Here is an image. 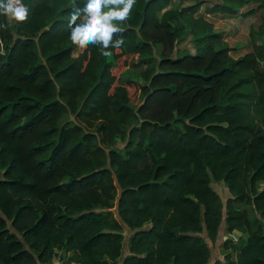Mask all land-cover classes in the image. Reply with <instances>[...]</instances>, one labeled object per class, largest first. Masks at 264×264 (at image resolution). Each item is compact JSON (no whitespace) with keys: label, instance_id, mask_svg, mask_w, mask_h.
Segmentation results:
<instances>
[{"label":"trees","instance_id":"trees-1","mask_svg":"<svg viewBox=\"0 0 264 264\" xmlns=\"http://www.w3.org/2000/svg\"><path fill=\"white\" fill-rule=\"evenodd\" d=\"M22 2L0 15V264H211L223 223L247 238L214 264H264V0H136L107 57L72 44L74 0Z\"/></svg>","mask_w":264,"mask_h":264},{"label":"clouds","instance_id":"clouds-1","mask_svg":"<svg viewBox=\"0 0 264 264\" xmlns=\"http://www.w3.org/2000/svg\"><path fill=\"white\" fill-rule=\"evenodd\" d=\"M135 4L136 0H86L83 7H75L74 0V11L68 21L72 44L78 49L99 45L101 55H112L109 49H119L123 45V39L115 37L122 34L120 25L131 18ZM0 15L26 23L30 9L22 0H0ZM7 27L0 23V30L6 31ZM3 47L4 42L0 39V53Z\"/></svg>","mask_w":264,"mask_h":264},{"label":"rangeland","instance_id":"rangeland-1","mask_svg":"<svg viewBox=\"0 0 264 264\" xmlns=\"http://www.w3.org/2000/svg\"><path fill=\"white\" fill-rule=\"evenodd\" d=\"M179 1L180 0H173L171 7H176L177 5H179ZM189 5H191V3L185 2L183 6L186 7ZM7 19L12 24L16 23V21L14 19H12L11 17H7ZM263 21H264V9L262 11H260L258 15L255 16V19L253 21H250V22L254 25L255 30L258 31V29L261 26V24L263 23ZM246 33L248 34L247 31H246ZM257 39L260 42H264V35L262 37L257 36ZM192 40H193L192 37L186 38L185 40L178 43V48L180 50H190L192 53H194L195 49H194V44L192 43ZM146 68L147 67L144 66V67H141L138 69L128 70V71H126L123 79L124 80L125 79H134V80H137L139 82H143L142 78H141V74ZM72 119H74V116L72 117ZM211 186L221 196L224 203H226L228 201V199L231 198L230 192H229L228 188L226 187V185L224 184V182L213 181L211 183ZM263 187H264V184H261L260 188L262 189ZM202 236L204 238H206V240H209L206 232H204L202 234ZM245 236L247 238V235H245ZM224 237L230 238V239L234 240V242H238L239 238H243V237H239V236L234 237L233 234L226 235L224 232L223 236L221 238L218 237V239L215 243H212L211 241H209V246L211 248L212 256L215 258V257L220 255V252H221V255H223L225 252H227L231 258H235V255L231 251H225L223 249V244L227 240ZM126 240H128V239H126ZM221 259H222V261H224V257Z\"/></svg>","mask_w":264,"mask_h":264},{"label":"crops","instance_id":"crops-1","mask_svg":"<svg viewBox=\"0 0 264 264\" xmlns=\"http://www.w3.org/2000/svg\"><path fill=\"white\" fill-rule=\"evenodd\" d=\"M225 230V229H224ZM225 231H222L220 234H219V238H221L223 236ZM233 236H239V237H243L244 239H246V236L245 234H241L239 232H234L233 233ZM129 237H130V234L127 235V239L129 241ZM225 238V237H224ZM206 239V238H205ZM208 242V240H207ZM128 252V255L130 254V248H129V245H128V251H127V248L124 247V254H123V257H126L125 255L127 254ZM228 254L227 252H225L223 255H221V252H220V255L217 256V257H211V262H216L218 260H221V258L225 257V255ZM71 254L70 253H65V252H60L59 255L53 260V263L52 264H67V262L69 261V258H70ZM236 258V257H235Z\"/></svg>","mask_w":264,"mask_h":264},{"label":"water","instance_id":"water-1","mask_svg":"<svg viewBox=\"0 0 264 264\" xmlns=\"http://www.w3.org/2000/svg\"><path fill=\"white\" fill-rule=\"evenodd\" d=\"M118 218H119V220H120L121 222H123L119 214H118ZM224 229H225V223L222 224L221 229H220V233H221L222 231H224ZM220 233H219V234H220ZM225 239H227V238L225 237ZM209 241H210V240H208V243H209ZM128 245H129V241L126 240V242H125V247L127 248V251H128ZM125 256H128V252H127V254H126ZM214 263H215V262H211V264H214Z\"/></svg>","mask_w":264,"mask_h":264},{"label":"built area","instance_id":"built-area-1","mask_svg":"<svg viewBox=\"0 0 264 264\" xmlns=\"http://www.w3.org/2000/svg\"><path fill=\"white\" fill-rule=\"evenodd\" d=\"M67 264H81V263H79L77 261H69V262H67Z\"/></svg>","mask_w":264,"mask_h":264}]
</instances>
